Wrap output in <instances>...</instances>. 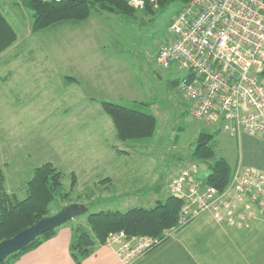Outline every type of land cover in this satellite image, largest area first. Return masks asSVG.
I'll use <instances>...</instances> for the list:
<instances>
[{
	"label": "rangeland",
	"instance_id": "1",
	"mask_svg": "<svg viewBox=\"0 0 264 264\" xmlns=\"http://www.w3.org/2000/svg\"><path fill=\"white\" fill-rule=\"evenodd\" d=\"M0 1L18 34L0 54V168L9 193L24 198L33 170L51 162L68 194L51 202V214L82 204L87 210L75 218L88 226L92 212L155 206L190 168L208 184L209 167L192 157L201 130L214 134L210 162L235 158L236 137L195 118L191 102L172 85L185 72L164 69L157 59L185 1L135 8L134 17L93 9L86 20L38 32L25 0ZM103 99L153 113V136L119 140ZM246 215L229 225L203 214L182 228L190 230L187 239L202 264H262L264 212Z\"/></svg>",
	"mask_w": 264,
	"mask_h": 264
},
{
	"label": "built area",
	"instance_id": "2",
	"mask_svg": "<svg viewBox=\"0 0 264 264\" xmlns=\"http://www.w3.org/2000/svg\"><path fill=\"white\" fill-rule=\"evenodd\" d=\"M126 1L144 8L158 0ZM170 28L173 37L157 59L164 69L176 65L185 72L177 85L193 116L232 136L245 131L264 139V0H187ZM204 182L196 167L174 180L172 193L182 205L176 228L166 230L165 238L199 215L232 225L238 217L244 222L246 213L264 212L263 170L238 167L222 191ZM160 242L151 236L128 238L123 231L107 239L126 260Z\"/></svg>",
	"mask_w": 264,
	"mask_h": 264
},
{
	"label": "trees",
	"instance_id": "3",
	"mask_svg": "<svg viewBox=\"0 0 264 264\" xmlns=\"http://www.w3.org/2000/svg\"><path fill=\"white\" fill-rule=\"evenodd\" d=\"M174 1L176 0H158L157 7H167ZM25 5L32 12L33 32L65 22L86 20L93 9L129 17H134L137 11L126 0H25ZM153 6L147 4L144 9L153 11ZM16 40L17 32L0 10V54L10 48ZM177 83L178 79L172 81L173 86H178ZM100 103L104 112L111 117L119 140L141 141L153 136L157 126V118L153 113L108 99H103ZM214 156V134L201 130L192 157L198 163L202 162L209 167L205 176L206 182L222 191L229 183L232 166L223 156L210 162ZM4 179L0 168V241L50 215L51 202L57 196L65 198L68 195L62 192V172L51 162H45L33 170L32 177L27 182V195L22 199L5 189ZM181 205L182 200L170 194L165 200H158L155 206L149 208L134 207L125 212L111 209L92 212L87 217L88 226L80 223L72 227L71 255L75 262L80 264L97 246L105 244L110 234L121 231L125 232L128 238L151 236L158 238L162 243L167 239L165 231L176 228ZM56 232L57 227L44 232L22 249L10 254L0 264H14L24 253L52 238Z\"/></svg>",
	"mask_w": 264,
	"mask_h": 264
},
{
	"label": "crops",
	"instance_id": "4",
	"mask_svg": "<svg viewBox=\"0 0 264 264\" xmlns=\"http://www.w3.org/2000/svg\"><path fill=\"white\" fill-rule=\"evenodd\" d=\"M14 5L20 4L14 3ZM6 7V3L0 1V10L10 22ZM216 127L217 132L223 131L219 125ZM233 137H236V156L233 160L230 159L231 161L227 158L231 166L254 167L264 171V139L256 133L245 131ZM77 219L73 218L57 227V232L52 238L24 253L14 264H77L70 252L72 227L75 224H84ZM184 229L136 258L126 260L116 248L105 243L97 246L94 252L80 264H202L187 239L190 230L184 231Z\"/></svg>",
	"mask_w": 264,
	"mask_h": 264
},
{
	"label": "water",
	"instance_id": "5",
	"mask_svg": "<svg viewBox=\"0 0 264 264\" xmlns=\"http://www.w3.org/2000/svg\"><path fill=\"white\" fill-rule=\"evenodd\" d=\"M87 207L82 204H69L60 211L44 216L30 226L17 232L15 235L0 241V262L10 254L28 245L34 238L44 232L59 227L85 212Z\"/></svg>",
	"mask_w": 264,
	"mask_h": 264
}]
</instances>
